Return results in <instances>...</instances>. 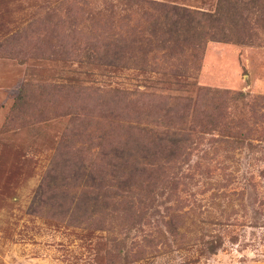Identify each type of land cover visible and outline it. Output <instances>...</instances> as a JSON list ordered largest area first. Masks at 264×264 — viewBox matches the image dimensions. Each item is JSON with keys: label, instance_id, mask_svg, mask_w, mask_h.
Listing matches in <instances>:
<instances>
[{"label": "rangeland", "instance_id": "374dc122", "mask_svg": "<svg viewBox=\"0 0 264 264\" xmlns=\"http://www.w3.org/2000/svg\"><path fill=\"white\" fill-rule=\"evenodd\" d=\"M0 264H264V0H0Z\"/></svg>", "mask_w": 264, "mask_h": 264}, {"label": "trees", "instance_id": "16d2710c", "mask_svg": "<svg viewBox=\"0 0 264 264\" xmlns=\"http://www.w3.org/2000/svg\"><path fill=\"white\" fill-rule=\"evenodd\" d=\"M196 103H197V101H196ZM76 164H77V163H76ZM76 166H79V165L77 164Z\"/></svg>", "mask_w": 264, "mask_h": 264}]
</instances>
